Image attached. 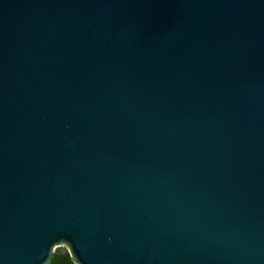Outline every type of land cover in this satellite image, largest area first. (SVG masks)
<instances>
[{"label": "water", "instance_id": "water-1", "mask_svg": "<svg viewBox=\"0 0 264 264\" xmlns=\"http://www.w3.org/2000/svg\"><path fill=\"white\" fill-rule=\"evenodd\" d=\"M264 264V0H0V264Z\"/></svg>", "mask_w": 264, "mask_h": 264}, {"label": "trees", "instance_id": "trees-1", "mask_svg": "<svg viewBox=\"0 0 264 264\" xmlns=\"http://www.w3.org/2000/svg\"><path fill=\"white\" fill-rule=\"evenodd\" d=\"M61 258H65V259H67V261H68L70 264H75V263L73 262V260L71 259V257H69V256H63V255H58V254H54V253L51 255V258H50V260H49V264H54V263L56 262V260L61 259Z\"/></svg>", "mask_w": 264, "mask_h": 264}, {"label": "flooded vegetation", "instance_id": "flooded-vegetation-1", "mask_svg": "<svg viewBox=\"0 0 264 264\" xmlns=\"http://www.w3.org/2000/svg\"><path fill=\"white\" fill-rule=\"evenodd\" d=\"M58 255H63V254H58ZM63 256H68V255H63ZM47 264H49V262ZM54 264H70V263L67 261V259L61 258V259L56 260Z\"/></svg>", "mask_w": 264, "mask_h": 264}]
</instances>
